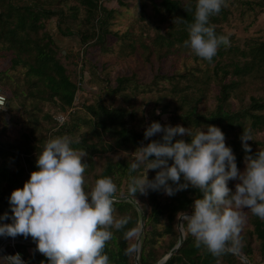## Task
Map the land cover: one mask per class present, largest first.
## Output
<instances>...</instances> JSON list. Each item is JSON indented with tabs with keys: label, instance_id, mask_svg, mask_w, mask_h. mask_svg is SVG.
<instances>
[{
	"label": "trees",
	"instance_id": "16d2710c",
	"mask_svg": "<svg viewBox=\"0 0 264 264\" xmlns=\"http://www.w3.org/2000/svg\"><path fill=\"white\" fill-rule=\"evenodd\" d=\"M15 1L22 2V4L17 5ZM196 4L197 0H191L182 6L177 0H161L160 3L152 4L155 16L164 14L171 22L168 37L154 38L153 51L162 52L167 45L172 46L173 40L184 42L188 39L187 25L177 22L176 19L181 18L192 23ZM220 14L224 19L225 13L222 8ZM112 15L113 11L101 7V0H0L1 49L12 53L11 68L16 66L26 68L23 82L27 92L24 96L34 99L31 112H29L30 114L36 110L41 112L43 121L48 125V127L40 126V121L37 119H32L33 123L26 121L25 126L28 132H22L19 139L12 145L0 143V216H3L5 212L11 215L9 197L14 190L22 189L24 183L30 178V174L38 170L36 168L37 154L43 150L46 142L55 137L67 136L71 140L70 147L86 153L87 159L83 162L86 164L84 174H89L94 170L95 157L99 158V161L104 159L100 172L94 176V184L97 179L110 177L117 186L115 198L129 196L141 207L144 213V230L140 242L139 264H157L177 245L178 219L184 213L191 214L194 201L202 198V193L198 189L189 187L171 197L162 191H149L147 196L137 193L136 198L130 195L128 185L131 178L143 175L144 169L141 168L136 172L130 171L134 157L128 159V156L127 159L114 161L107 155L119 151L134 153L141 144L146 145L152 140H160L161 134L145 140L146 128L144 125L136 126L137 112L129 96L132 89L127 87L130 78L126 76L116 78V87L111 84L106 89L109 99L117 96L125 97L123 103L107 104L98 98L88 104L83 103L84 112L80 115L74 108V101L81 90L84 72H80L78 81L72 79L70 69L61 61V58H66L67 55L59 54L61 51L46 31L45 26L47 21L56 18V27L62 36L78 37L80 53L78 52L76 57L82 56L79 60L82 69L92 49H99V54L105 53L110 36L117 35L110 30ZM211 22L218 23V17L210 16L209 25ZM215 32L218 36L225 35L217 29ZM124 35L131 34L127 32ZM139 43L144 53L151 54V50L144 42ZM129 46L133 52L135 47ZM220 48L224 50L226 46L222 45ZM221 50L217 53L220 57L223 55ZM232 50L239 59H244L243 64L240 65L237 61L231 63L230 66L221 65L215 57L217 54L211 62L200 58L206 63L208 69L213 71L214 80L218 81V85L222 83L218 96L217 94L215 96L217 105L213 113L209 116L197 113L196 103L201 100V97L197 96L205 95V89L197 85L208 86L210 81L197 78L193 85L185 87L173 85L165 102L161 100L155 102L152 110L159 109L160 115L170 111L175 112L174 110L179 111L180 114L175 115V119L180 120L185 128L195 130L201 127L207 129L209 125L218 127L224 133L225 144L232 149L237 167L241 170L245 164V152L240 137L244 131L251 135L253 130L264 126V116L261 115L264 111V101L252 98L248 108L233 111L228 107V99L230 90L238 85L234 78H244L254 72L264 73V44L259 47L251 46L247 52L235 48L229 49L228 52ZM212 63L215 65L211 69ZM219 72L221 77L218 79ZM92 75L94 76V73ZM229 76L233 79L224 83ZM154 78L157 80L158 74ZM128 90L130 91L126 93ZM24 92L23 90L21 94ZM0 93L6 97L5 109L13 97L19 94L16 89L7 92L11 94L10 97L4 91L0 90ZM45 104L57 108L59 114L67 117V121L60 124L55 113L54 116L49 112H44L42 106ZM2 130V134H5L6 127ZM42 132H44L43 135ZM185 142H190V139L185 138ZM249 145L251 148L254 147L253 144ZM257 151L259 150L252 149V153L249 154L254 155ZM155 174V171L150 170L148 178L153 179ZM124 181V191L121 192ZM233 182L228 183L231 189H233ZM91 189L84 183L86 193ZM113 209V215L118 216L119 219H126L127 223L120 230L111 229L113 236L106 243L104 254L109 257V264H134L132 237L139 228V213L128 201L114 202ZM249 221L252 230L238 237L243 245H237L233 250L242 255L250 264H254L249 243L252 240L259 241V264H264V220L251 213ZM0 223H11V221H0ZM182 227L184 242L165 264H244L236 254L229 251L220 256H213L203 246L195 247V238L187 232L183 222ZM126 233H132V235L126 238ZM165 238L169 241L163 246L161 241ZM5 239L7 238L0 237V243ZM17 239L31 240L23 236H18ZM162 246V252L156 251V247L161 248ZM14 247L17 252H21L25 264H41V262L48 264V260L35 250L36 246L16 243ZM28 248L33 250L30 256L26 254Z\"/></svg>",
	"mask_w": 264,
	"mask_h": 264
},
{
	"label": "clouds",
	"instance_id": "9594fccd",
	"mask_svg": "<svg viewBox=\"0 0 264 264\" xmlns=\"http://www.w3.org/2000/svg\"><path fill=\"white\" fill-rule=\"evenodd\" d=\"M222 6L225 0H197L192 23L176 19L187 25L184 46L208 62L220 46L230 45L227 36H218L209 25L210 16L219 14ZM158 134L160 140L141 144L133 153L130 171L143 168L144 173L131 178L128 192L135 198L137 193L147 196L149 191H162L171 197L189 187L198 189L202 198L194 201L191 214L182 217L187 232L195 238V247L203 246L213 256L232 251L246 222L244 210L264 220V150L249 154L251 135L244 131L240 139L245 169L241 172L232 149L225 144L224 133L216 126L193 133L180 125L152 122L144 131V139ZM177 137H190V142ZM70 144L67 136L46 142L37 154L38 170L9 197L11 215L5 212L0 221L11 223H0V237H31L35 250L48 264H109L104 248L112 239L111 229L120 230L127 223L113 215L117 186L110 177L100 178L86 193V164L82 163L86 153ZM150 170L156 172L153 179L148 178ZM229 181H236L234 191ZM131 235L126 233L125 237ZM0 264L25 261L17 253L0 256Z\"/></svg>",
	"mask_w": 264,
	"mask_h": 264
},
{
	"label": "rangeland",
	"instance_id": "374dc122",
	"mask_svg": "<svg viewBox=\"0 0 264 264\" xmlns=\"http://www.w3.org/2000/svg\"><path fill=\"white\" fill-rule=\"evenodd\" d=\"M177 1L181 3V6L191 2V0ZM160 2L161 0H101V7L108 11H113L110 19L112 21L110 30L117 35L110 36L109 43L106 44L105 53L99 54V49H92L88 53L87 60L84 61L86 65H83L82 69L79 63L82 56L76 57L77 53H80L78 37L66 38L62 36L56 27V18H52L45 23L46 31L61 51L59 54L67 55L66 58H61V61L63 65L70 69L72 79L78 81V75L81 71L84 72L80 86L81 90L77 93L74 101V108L80 115L84 112V109H82L83 103L88 104L93 100H98V98L107 104L123 103L125 97L117 96L114 99H109V93L106 90L111 84L116 87L115 79L121 76L130 78L127 87L132 89L129 96L134 105V110L137 112L136 126L144 125L146 128L152 122H159L162 126H182L180 120L175 119V115L180 114L179 111L174 110L176 113L170 111L164 115H160V113L157 115V111L160 112V110L153 111L152 109L155 106V102L157 103L160 100L163 103L165 102L166 96L171 93L170 90L173 85L179 87L193 85L196 78L202 81L204 79L210 80L208 86L197 85L205 89L204 96H197L201 97V100L196 103L197 113L209 116L215 111L217 105L215 96L216 94L218 96L222 83L218 85V81L214 80L213 71L208 69L203 60L196 58L197 56L190 49L183 46L184 42L175 40L172 41V46L167 45L162 52L153 51L154 38L158 36L168 37L167 35L171 31L169 27L171 22L167 16H164V14L155 16L153 11L152 4ZM15 4L21 5L22 2L15 1ZM222 9L225 13V18L222 19L220 13L215 15L218 17L219 22H211L210 26H214L215 29L224 33L229 38L230 45L226 46L224 50L219 47L217 53L221 50L223 55L220 57L217 54L215 57L221 65L230 66L231 63H236L237 61L241 65L245 62L244 59H239L233 50L231 52H228V50L235 48L239 51L247 52L251 46L259 47L264 44V0H225V6H222ZM127 32L131 35H124ZM139 42H144L151 50V54L144 53ZM129 45L135 47L133 52ZM1 47L2 44H0V90L4 91L9 97L11 94L7 92L13 91V89H16L19 93L17 97H13L5 110L0 111V143L12 145L19 139L22 132H28V128L25 126L28 121L33 123L32 119H37L40 121V126L48 127V125L43 121L42 113L38 110L30 114L34 99L24 96L27 92L23 82L26 68L22 66L11 68L10 59L12 53L2 50ZM71 63H73L72 66H69ZM214 65V63L211 64V69ZM93 73L94 76L92 75ZM157 74L158 79L156 80L154 76ZM210 76L212 77L210 78ZM220 77L221 73L219 72L217 78L219 79ZM231 79L233 77L229 76L224 83ZM234 79L238 82V85L230 90L228 107L231 110L239 111L248 108L252 98L264 101V73L254 72L244 78ZM113 86L111 87L114 88ZM23 90L25 92L21 94ZM42 107L44 112H49L53 115L55 113L56 118L58 117L59 111L57 108H53L50 104H45ZM261 115L264 116V111ZM63 116L66 122L67 117ZM5 127V134H2V129ZM198 129H191V131L195 133ZM200 129L206 131L205 127ZM43 134L44 132H42ZM185 138L187 137H177L176 139L185 140ZM188 138L190 139V137ZM248 144H253L254 147L252 149L264 150V126L251 132V141H248ZM132 154L119 151L109 154L107 157L117 161L127 159L126 157L128 156V159L130 157L133 159L134 154ZM86 159L87 156L85 155L82 158V163ZM94 162V170L89 174L83 173L85 184L89 188L94 187V176L100 172L104 159L99 161V158L95 157ZM244 169L245 164L240 171L242 172ZM124 184L125 181L122 183L121 192L124 191ZM235 184L236 181L233 182V191ZM244 215L246 216V222L242 226L239 236L252 230L249 221L251 212L244 210ZM114 217L119 219L116 215ZM138 232L139 228L132 237L134 251ZM29 238L33 241L31 237ZM165 239L161 241L163 246L164 243L167 244L169 241L167 239L165 242ZM16 243H9L6 246L7 248L5 247V251L9 255L19 253L23 260L21 252H17L14 247ZM238 245L242 246L243 242L239 241ZM249 245L252 251L253 263L259 264V241L252 240ZM163 246L161 248L156 247V251L162 252ZM26 254L28 256L32 255L33 250L28 248ZM0 256L2 255L0 254Z\"/></svg>",
	"mask_w": 264,
	"mask_h": 264
},
{
	"label": "water",
	"instance_id": "95a60500",
	"mask_svg": "<svg viewBox=\"0 0 264 264\" xmlns=\"http://www.w3.org/2000/svg\"><path fill=\"white\" fill-rule=\"evenodd\" d=\"M125 201H128V202L132 203L134 205V207L136 208V210L138 211L139 216H140V221H139L140 227H139V232H138V235H137L135 251H134V264H139L140 238H141L142 232L144 230V213H143L141 207L138 205V203L136 201H134L129 196L118 197V198L114 199V202H125ZM182 217L183 216H181L179 218V221H178L179 240H178L177 245L163 259H161V261H159L157 264H165L182 246V244L184 242V232H183V227H182ZM13 242H17V243H21V244H25V245H29V246H36V243L34 241H31V240H19L17 238H11L10 237V238H7V239L3 240L0 243V254L2 256H10L5 251V247L9 243H13ZM229 252L236 254L241 259V261L244 264H250L248 262V260H246L242 255H240L235 250H232V251H229Z\"/></svg>",
	"mask_w": 264,
	"mask_h": 264
},
{
	"label": "built area",
	"instance_id": "2783aa9c",
	"mask_svg": "<svg viewBox=\"0 0 264 264\" xmlns=\"http://www.w3.org/2000/svg\"><path fill=\"white\" fill-rule=\"evenodd\" d=\"M7 105L6 97L0 93V110H4ZM60 124L65 122V117L63 115H58L56 118Z\"/></svg>",
	"mask_w": 264,
	"mask_h": 264
}]
</instances>
